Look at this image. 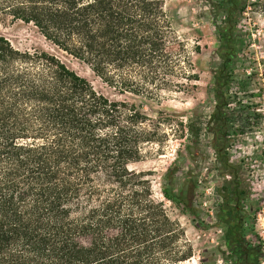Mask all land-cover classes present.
<instances>
[{"label": "trees", "instance_id": "1", "mask_svg": "<svg viewBox=\"0 0 264 264\" xmlns=\"http://www.w3.org/2000/svg\"><path fill=\"white\" fill-rule=\"evenodd\" d=\"M237 0H213V110L186 118L193 158L210 132L218 154L235 133L256 126L263 112L242 73V103L231 88L237 54ZM264 14V0L242 9ZM0 15L31 23L57 49L87 63L119 92L154 95L171 83L177 60L169 42L174 14L164 0H0ZM237 87V86H236ZM238 88V87H237ZM141 106L96 92L54 54L13 47L0 35V264H175L185 258L172 242L177 222L146 186L134 187L127 165L153 138ZM191 193L197 179L192 178ZM161 195L195 215L166 173ZM225 221L228 226L229 214ZM233 225V224H232ZM230 226V225H229ZM176 227V228H175ZM236 238H227L236 246ZM238 248H234L233 251ZM251 264L239 250L235 262Z\"/></svg>", "mask_w": 264, "mask_h": 264}, {"label": "rangeland", "instance_id": "2", "mask_svg": "<svg viewBox=\"0 0 264 264\" xmlns=\"http://www.w3.org/2000/svg\"><path fill=\"white\" fill-rule=\"evenodd\" d=\"M164 1L174 14L173 37L168 45L177 64L169 75L171 83L151 87L156 94L149 97L112 88L87 63L45 40L31 23L0 15V35L18 49L54 54L106 98L141 106L148 117L143 127L153 131V138L140 144L141 158L128 164L127 169L136 174L133 186L148 187L150 197L177 222L178 233L172 246L186 256L175 264H241L235 259L242 249L251 257V264H264V14L242 9V0H237L233 35L238 47L232 84L238 88H231L242 103V73L252 70L248 89H260L261 96L250 99L257 103L263 118L244 133L233 132L238 121L228 124L229 138L218 154L210 144L212 134L201 132L190 159L185 148V144L192 145L185 136L186 118L193 113L203 119L213 110L207 87L212 81L211 67L216 65L211 57L216 47L212 24L216 18L212 17L213 0ZM168 172L173 190L186 191L184 197L192 204L195 215L183 212L161 195ZM192 178L197 179L193 193L189 189ZM229 237L236 238L237 250L228 246Z\"/></svg>", "mask_w": 264, "mask_h": 264}]
</instances>
